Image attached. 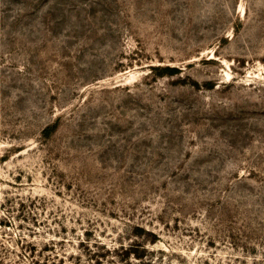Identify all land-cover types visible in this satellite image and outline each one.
<instances>
[{
	"label": "rangeland",
	"instance_id": "374dc122",
	"mask_svg": "<svg viewBox=\"0 0 264 264\" xmlns=\"http://www.w3.org/2000/svg\"><path fill=\"white\" fill-rule=\"evenodd\" d=\"M0 264H264V0H0Z\"/></svg>",
	"mask_w": 264,
	"mask_h": 264
}]
</instances>
